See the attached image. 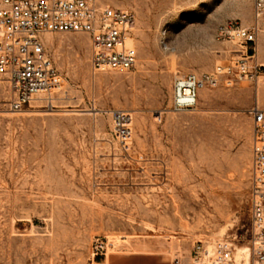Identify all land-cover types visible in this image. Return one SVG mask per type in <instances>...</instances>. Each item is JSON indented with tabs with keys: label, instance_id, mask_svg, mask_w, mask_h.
Returning <instances> with one entry per match:
<instances>
[{
	"label": "rangeland",
	"instance_id": "rangeland-1",
	"mask_svg": "<svg viewBox=\"0 0 264 264\" xmlns=\"http://www.w3.org/2000/svg\"><path fill=\"white\" fill-rule=\"evenodd\" d=\"M100 1L136 15L134 69L97 71L88 35L49 34L65 78L53 108L12 111L0 80V264H91L124 251L174 261L200 242L229 243L239 264L252 238L250 111L264 108V17L258 78L232 68L194 111L177 113L176 79L242 59L219 27L252 26L254 0ZM115 110L133 116L128 150L113 135Z\"/></svg>",
	"mask_w": 264,
	"mask_h": 264
},
{
	"label": "built area",
	"instance_id": "built-area-1",
	"mask_svg": "<svg viewBox=\"0 0 264 264\" xmlns=\"http://www.w3.org/2000/svg\"><path fill=\"white\" fill-rule=\"evenodd\" d=\"M254 23L244 27L237 21L219 27V39L241 47L242 59L234 67H219L211 74H189L175 80L173 109L189 113L198 105L200 91L216 88L220 76L236 69L239 77L258 78L263 68L256 55L264 0H254ZM135 13L116 8L100 0H0V80L10 88V106L23 112L40 104L53 108L56 92L65 86V78L56 69L46 46L49 34H86L91 39L92 66L102 72H126L134 69L138 51L129 42L136 26ZM249 63L254 66L250 71ZM233 82H229L231 85ZM254 143L252 149V188L249 264H264V108L254 106ZM113 135L127 150L133 140V116L128 111L111 112ZM106 245H100L106 250ZM99 256V253L96 254ZM192 264H233V248L227 242L210 251L197 243ZM179 264V260H175Z\"/></svg>",
	"mask_w": 264,
	"mask_h": 264
},
{
	"label": "crops",
	"instance_id": "crops-1",
	"mask_svg": "<svg viewBox=\"0 0 264 264\" xmlns=\"http://www.w3.org/2000/svg\"><path fill=\"white\" fill-rule=\"evenodd\" d=\"M175 260L171 261L148 251H124L105 256L91 264H175ZM177 260H179V264H192L191 257Z\"/></svg>",
	"mask_w": 264,
	"mask_h": 264
},
{
	"label": "bare ground",
	"instance_id": "bare-ground-1",
	"mask_svg": "<svg viewBox=\"0 0 264 264\" xmlns=\"http://www.w3.org/2000/svg\"><path fill=\"white\" fill-rule=\"evenodd\" d=\"M52 43H54V42H52ZM238 260H239V264H249V254L247 255L246 252L244 253V250H243V252L240 251L238 253ZM242 262H245V263H242Z\"/></svg>",
	"mask_w": 264,
	"mask_h": 264
}]
</instances>
